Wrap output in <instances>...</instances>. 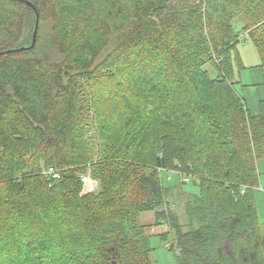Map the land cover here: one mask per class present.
<instances>
[{"label": "trees", "instance_id": "obj_1", "mask_svg": "<svg viewBox=\"0 0 264 264\" xmlns=\"http://www.w3.org/2000/svg\"><path fill=\"white\" fill-rule=\"evenodd\" d=\"M246 40L264 0H0V264H154L145 212L175 264H264Z\"/></svg>", "mask_w": 264, "mask_h": 264}, {"label": "rangeland", "instance_id": "obj_2", "mask_svg": "<svg viewBox=\"0 0 264 264\" xmlns=\"http://www.w3.org/2000/svg\"><path fill=\"white\" fill-rule=\"evenodd\" d=\"M243 22L244 19L242 18V16L237 17L234 20V25L236 29L239 30L242 27ZM238 48L241 53L243 62L246 65V68L242 69L239 73L238 78L240 79V82L236 84V88L245 98L246 104L250 111L253 113H258L259 101L260 99L264 98V68L259 67L261 63V56L251 41H242L239 44ZM206 68L209 69L210 74L212 76H215L217 74V71L211 65H207ZM259 164L261 187L255 191L256 205H258V193H261L264 190V159L259 161ZM89 176L90 175H87L84 178H86V180L90 179ZM163 176L164 181L167 185L170 183L179 182L178 177L174 173L164 172ZM93 183L94 185L91 187H95V191H98V182L96 183L95 181H93ZM91 187H89L88 189H90ZM182 187L186 190H196V188L193 187L190 183L187 185H183ZM178 211L181 212V221H186L183 220V217L187 219L185 212H183V207L181 206ZM258 213L264 235V210H260ZM154 214L155 212H145L140 215V221L146 225L145 231L148 235L150 244L153 247L151 254L152 261L154 264H175L174 252L173 250L169 249V247H167V244L172 239L171 234H168L167 240H165L166 238H163L160 234H158L160 231L164 232L168 230L169 226H164V228H158V225H154Z\"/></svg>", "mask_w": 264, "mask_h": 264}, {"label": "crops", "instance_id": "obj_3", "mask_svg": "<svg viewBox=\"0 0 264 264\" xmlns=\"http://www.w3.org/2000/svg\"><path fill=\"white\" fill-rule=\"evenodd\" d=\"M257 209H258V212L260 210H264V190L261 193H258V205H257ZM154 219H155V214H154ZM164 226H168V225L166 223H164V224L158 225L157 227L158 228H164ZM168 231H169V228H168V230H166L164 232L163 231H160L158 234L162 235V234L167 233Z\"/></svg>", "mask_w": 264, "mask_h": 264}, {"label": "water", "instance_id": "obj_4", "mask_svg": "<svg viewBox=\"0 0 264 264\" xmlns=\"http://www.w3.org/2000/svg\"><path fill=\"white\" fill-rule=\"evenodd\" d=\"M28 4H29V3H28ZM37 16H38V13H37ZM38 24H39V20H38V17H37V22H36V27H35L34 37H33V44H34L35 41H36V34H37ZM10 51H12V50H7V51L0 52V53L10 52ZM91 180H92V181H95V182L97 183L96 180H93V179H91ZM87 192H88V191L86 190V188H85V184H84V187H83L82 193L85 194V193H87Z\"/></svg>", "mask_w": 264, "mask_h": 264}, {"label": "built area", "instance_id": "obj_5", "mask_svg": "<svg viewBox=\"0 0 264 264\" xmlns=\"http://www.w3.org/2000/svg\"><path fill=\"white\" fill-rule=\"evenodd\" d=\"M47 171V170H46ZM45 171V172H46ZM47 173L51 174L54 178L58 177L59 176V172L57 170H55L54 168L50 167L47 171ZM95 187H92L90 188L91 189H94Z\"/></svg>", "mask_w": 264, "mask_h": 264}, {"label": "bare ground", "instance_id": "obj_6", "mask_svg": "<svg viewBox=\"0 0 264 264\" xmlns=\"http://www.w3.org/2000/svg\"><path fill=\"white\" fill-rule=\"evenodd\" d=\"M93 185H94V183H93V181L91 179H87L86 180V189H88L89 187H91Z\"/></svg>", "mask_w": 264, "mask_h": 264}]
</instances>
